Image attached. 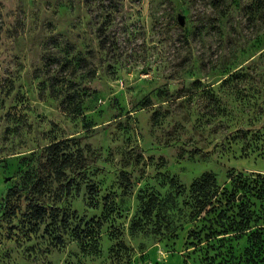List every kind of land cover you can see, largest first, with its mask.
I'll return each mask as SVG.
<instances>
[{
    "label": "rangeland",
    "instance_id": "1",
    "mask_svg": "<svg viewBox=\"0 0 264 264\" xmlns=\"http://www.w3.org/2000/svg\"><path fill=\"white\" fill-rule=\"evenodd\" d=\"M258 1L0 0V264H264Z\"/></svg>",
    "mask_w": 264,
    "mask_h": 264
},
{
    "label": "trees",
    "instance_id": "2",
    "mask_svg": "<svg viewBox=\"0 0 264 264\" xmlns=\"http://www.w3.org/2000/svg\"><path fill=\"white\" fill-rule=\"evenodd\" d=\"M258 2L261 5L263 3V0H259ZM51 91H53V88ZM67 99H70V101ZM81 105H82L81 96L74 92L72 94H66L64 99H62V108L64 111L77 112L81 110ZM70 159H71L70 154H63V156H61V159L50 156L47 162L42 164V167L45 168L46 166H49L50 169H52L53 173L51 172V175L53 176L50 182L52 181L60 182V188L61 191L64 192V195H67L71 188L72 178L71 177L65 178L66 175L65 169L71 165ZM36 179H38L37 181L38 183L41 182L42 179L41 174L37 175ZM212 186H214V180L213 177L208 174L202 176L200 179L195 181L191 186V190L193 193H195L196 198L199 200V202L202 203L203 205H206L214 195V192L211 190ZM10 190L11 187H9L8 192ZM26 197L28 199V207L32 210V213L36 217L43 220L44 216L48 215L54 220L57 219L56 210L58 209V206H56L53 203L48 204L40 200L35 195V192L31 190L26 191ZM157 200L158 199L156 197L151 196L144 201V208L142 210V215L144 217L149 218L152 216ZM136 224L137 223L135 222L131 223L130 230L132 232L135 229Z\"/></svg>",
    "mask_w": 264,
    "mask_h": 264
},
{
    "label": "water",
    "instance_id": "3",
    "mask_svg": "<svg viewBox=\"0 0 264 264\" xmlns=\"http://www.w3.org/2000/svg\"><path fill=\"white\" fill-rule=\"evenodd\" d=\"M178 21L180 22V24L184 22V18L181 14H178Z\"/></svg>",
    "mask_w": 264,
    "mask_h": 264
}]
</instances>
